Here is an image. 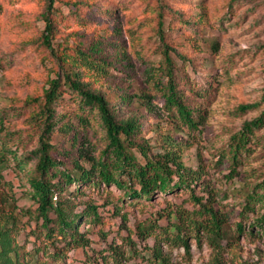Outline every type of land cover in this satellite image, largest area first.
Listing matches in <instances>:
<instances>
[{"label":"rangeland","instance_id":"374dc122","mask_svg":"<svg viewBox=\"0 0 264 264\" xmlns=\"http://www.w3.org/2000/svg\"><path fill=\"white\" fill-rule=\"evenodd\" d=\"M48 3L49 0H0L1 136L6 130L12 133L8 145L31 167L38 139L34 114L52 79L61 71V58L90 47L100 37L103 42L104 35H108L122 46H102L113 64L108 74L92 73L87 79L93 88L113 97L120 89L149 94L150 102L132 101L121 113L135 114L142 135L150 140L151 151H161L159 135L172 131L173 124L160 108L146 68L161 59L156 31L162 10L166 24L175 21L167 40L175 49L171 55L179 67L180 87L203 115L199 130L179 134L189 143L182 148V160L192 167L202 164L204 183H208L215 205L226 216V235L219 249L204 236L200 242L191 236L188 248L166 241L168 224L175 219L172 215L168 220L166 213L194 208L190 193L182 188L133 200L115 186L72 184L66 189L74 191L78 203L74 213L82 211L85 202H92L100 220H78L77 229L88 239L84 248L66 241L49 244L39 228L42 220L25 214L36 204L27 194L25 170H19L10 156L0 178V220L11 211L18 213L15 241L23 253V263L115 264L110 246L118 245L123 256L117 263L148 264L159 241L168 264H264V236L254 222L262 208L255 203L244 216L240 215L246 195L264 179V126L254 131L252 140L258 137L257 145L249 154L240 156L236 173L228 176L232 136L263 109L264 0H57L52 11ZM109 7L113 11L105 12ZM45 15H50L54 23L49 42ZM183 20L190 23L184 24ZM177 54L186 55L192 63L183 64ZM65 97L66 103L58 106V112L74 111L76 103L68 93ZM253 104L252 108H240ZM71 121L76 122L74 116ZM100 138V128L95 124L81 134L80 143L97 155ZM66 139L58 132L53 136L54 141L68 146ZM195 193L201 195L204 191L197 186ZM142 223L153 224L155 233L141 239L137 225Z\"/></svg>","mask_w":264,"mask_h":264},{"label":"trees","instance_id":"16d2710c","mask_svg":"<svg viewBox=\"0 0 264 264\" xmlns=\"http://www.w3.org/2000/svg\"><path fill=\"white\" fill-rule=\"evenodd\" d=\"M56 1L49 0V11L54 9ZM112 11L110 7L105 10L108 13ZM44 20L49 34L46 40L49 42L54 23L50 15H45ZM165 22L161 10L156 31L161 59L157 65L152 64L146 68L160 108L173 124L172 131L159 135L161 151H151L150 140L142 135L141 123L135 114L125 116L121 113L132 101L150 102L149 94L120 89L113 97L93 88L87 79L92 73L108 74L109 66L113 64V59L103 52L102 46H122L108 35H104L103 42V37H100L101 40L90 47L77 49L74 55L66 54L61 58V71L52 79L34 114L38 139L32 153L35 162L31 167H27L25 158L19 157L16 149L8 145L12 133L7 130L4 136L0 133V178L12 156L16 167L25 170L29 183L27 194L36 204L35 208L27 209L25 214L42 220L39 228L49 244L66 241L83 248L88 244V239L79 232L77 224L83 217L89 218V221L100 220L97 206L85 202L84 209L74 213L78 203L74 191L67 192L66 187L72 184H104L123 189L124 196L133 200L150 199L156 193L167 194L180 188L188 190L194 208L173 209L166 213L168 220L172 215L175 218L168 224L166 241L188 248L191 236L198 242L204 236L214 248L221 247V241L226 235V216L221 207L215 205L214 193L210 191L208 183H204L202 164L192 167L182 160V148L189 146V143L188 139L179 134L199 130L203 115L201 109L189 101L180 87L179 67L171 55L175 49L167 40V34L175 28V21H169L168 24ZM183 23L190 22L183 20ZM116 32L113 30V33ZM177 55L183 64L192 63L186 55ZM66 93L76 103V109L72 112H58V106L66 103ZM261 104V114L253 121L245 122L241 130L232 136L228 153L231 158L229 177L236 173L240 156L243 153L249 154L259 140L258 137L252 140V137L255 130L264 126V89ZM254 106L242 105L240 108L245 110ZM72 116L76 122L71 121ZM0 122L1 128L4 124L2 119ZM95 124L101 131V147L97 155H92L88 146L80 143V137L82 133L93 129ZM55 132L66 136L69 145L54 141ZM197 186L203 189V194L196 195ZM255 203L260 205L262 212L254 222L261 227L264 236V179L246 195L240 215L244 216L246 209H252ZM153 226L138 224V236L145 239L154 234ZM171 229L174 232L169 234ZM238 229H242L241 222ZM17 232L18 213L11 211L4 220H0V264H24L23 253L15 241ZM156 243L148 264H168L160 251L159 241ZM110 249L115 264H119L118 259L123 256L120 247L112 245Z\"/></svg>","mask_w":264,"mask_h":264}]
</instances>
